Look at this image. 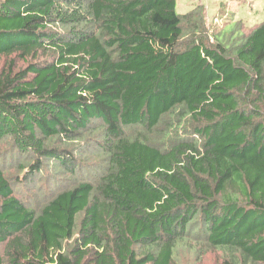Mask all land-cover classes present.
<instances>
[{"label": "trees", "instance_id": "1", "mask_svg": "<svg viewBox=\"0 0 264 264\" xmlns=\"http://www.w3.org/2000/svg\"><path fill=\"white\" fill-rule=\"evenodd\" d=\"M177 4L0 0V264H264V20L213 43Z\"/></svg>", "mask_w": 264, "mask_h": 264}, {"label": "rangeland", "instance_id": "2", "mask_svg": "<svg viewBox=\"0 0 264 264\" xmlns=\"http://www.w3.org/2000/svg\"><path fill=\"white\" fill-rule=\"evenodd\" d=\"M197 4L204 5L207 13L206 24L210 35L209 40L213 43H215L216 35L223 33L224 36V29L234 25L233 29H239V31H242L241 34L249 33L252 28L264 20V0H178L177 10L181 13L188 12ZM230 36V33H228L226 38ZM227 42L231 43L232 40H227ZM5 145V141L0 143V164L8 176L18 178V175L21 174L20 165H22L24 159L22 160L21 155L16 149H8V145ZM83 161L88 166L97 163L100 164L99 158L96 155H89L83 158ZM46 162L50 163V160ZM48 168H50L49 165L46 166L45 170ZM98 170H100V168L96 170V173ZM90 171L94 172L92 167ZM41 174L43 175L36 177V182L29 185L25 183L19 185L18 189L15 190L17 196H22L31 203L39 205L44 202L51 193H57L60 188H67L76 183V177L80 179L90 177L86 175V173H79L77 176H71L70 173L61 171V174H58V176L61 177V185H56L51 181L46 183L44 173ZM12 180L14 182V179ZM225 257L226 253L221 249L208 248V250L202 251L199 255L185 249L182 250L178 261L181 264H224L223 261Z\"/></svg>", "mask_w": 264, "mask_h": 264}]
</instances>
